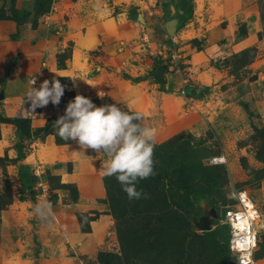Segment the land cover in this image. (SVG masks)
Segmentation results:
<instances>
[{"label":"rangeland","instance_id":"374dc122","mask_svg":"<svg viewBox=\"0 0 264 264\" xmlns=\"http://www.w3.org/2000/svg\"><path fill=\"white\" fill-rule=\"evenodd\" d=\"M175 2L0 0V264L49 263L32 212L45 200L51 219L62 206V223L82 232L99 220L81 264H234L224 222L232 192L250 193L264 213V0H193L191 18L168 33ZM159 61L172 69L164 90L151 76ZM53 77L65 86L59 105L26 112L30 81ZM77 94L142 112L155 129L156 174L137 184L148 198L130 201L100 174L101 155L55 134ZM77 164L82 180H68ZM183 179L198 184L206 210L178 188ZM210 207L217 215L203 230ZM255 257L264 264V233Z\"/></svg>","mask_w":264,"mask_h":264},{"label":"clouds","instance_id":"9594fccd","mask_svg":"<svg viewBox=\"0 0 264 264\" xmlns=\"http://www.w3.org/2000/svg\"><path fill=\"white\" fill-rule=\"evenodd\" d=\"M77 79H71L74 87ZM35 85L33 78L23 96L22 104L29 105L26 112L35 113L37 108L49 103L59 105L65 86L58 79H45L38 87ZM97 95L104 97L102 92ZM142 119V112H126L116 103L96 106L90 98L77 94L67 103L64 114L53 122V127L60 139L74 142L84 155L88 150L101 155V174L114 176L131 201L148 198L147 193L137 189V184L156 174L153 159L155 129L142 126ZM88 157L94 160L93 156ZM32 212L41 222H48L53 216L52 205L47 200L36 202Z\"/></svg>","mask_w":264,"mask_h":264},{"label":"crops","instance_id":"0c3cea01","mask_svg":"<svg viewBox=\"0 0 264 264\" xmlns=\"http://www.w3.org/2000/svg\"><path fill=\"white\" fill-rule=\"evenodd\" d=\"M125 74L127 73H124L123 76ZM101 168L102 165L100 166ZM60 170H62L61 167ZM80 173V166L77 164L74 171L69 173L70 177L68 180L79 182L81 179ZM60 175L62 180V174ZM60 209L61 211H57L54 214V219L38 224L37 238L41 242V248L44 254L49 255L51 253L50 255H52V258L47 259L49 261L48 264H51L53 260L55 262L62 261V264H81L82 261L79 256L91 254L99 243L98 239L101 233V229L100 232L97 229L99 220L92 221L90 231L82 232L75 222L73 225L67 222L62 223V206ZM80 210L83 212L88 209ZM93 223L95 226H93ZM11 236L14 237V235ZM69 245L72 246L73 250H71ZM61 254L63 255L62 258H60Z\"/></svg>","mask_w":264,"mask_h":264},{"label":"built area","instance_id":"2783aa9c","mask_svg":"<svg viewBox=\"0 0 264 264\" xmlns=\"http://www.w3.org/2000/svg\"><path fill=\"white\" fill-rule=\"evenodd\" d=\"M241 193V190L233 191L232 196L237 206L225 211L224 222L229 226L228 245L233 253L234 264H258L255 255L259 238L264 233V213L250 193L248 197H243ZM246 199L252 202L250 210L246 207ZM235 219L240 222V226L234 225Z\"/></svg>","mask_w":264,"mask_h":264},{"label":"trees","instance_id":"16d2710c","mask_svg":"<svg viewBox=\"0 0 264 264\" xmlns=\"http://www.w3.org/2000/svg\"><path fill=\"white\" fill-rule=\"evenodd\" d=\"M176 8H177V14H175V18L177 19V25H180L181 23L185 22L187 19L191 18L192 12H193V0H175ZM171 67L169 64H164L161 61L157 62L155 66L151 70V76L156 84H158L159 88L161 90L165 89V86L167 85V74L171 72ZM8 75V71L6 70L4 74L1 76L0 80L2 83L5 82L6 77ZM128 79H132L134 81H140L142 80V76L137 77H131L128 74L124 75ZM206 88V87H205ZM198 90L197 93H194L195 96H201L202 93H199ZM24 176H29L28 173H23ZM187 183L185 179L182 180V182L178 185L179 189L185 190L186 194H190L193 196L194 199H196L199 203L200 209L206 210L207 205L205 203V199L203 197H199L197 190H198V184H195L190 189H187ZM225 226L227 227V234H226V245L229 249L228 245V237H229V226L225 223ZM210 232V231H206ZM230 250V249H229Z\"/></svg>","mask_w":264,"mask_h":264},{"label":"water","instance_id":"95a60500","mask_svg":"<svg viewBox=\"0 0 264 264\" xmlns=\"http://www.w3.org/2000/svg\"><path fill=\"white\" fill-rule=\"evenodd\" d=\"M177 26V19H172L169 21L168 24V33H171L172 30H174V28H176ZM4 97L3 93H0V99H2ZM217 215L216 212V208L214 207H210L208 213L203 214L200 217V222H199V226L203 229V230H209L210 229V217L213 216L215 217Z\"/></svg>","mask_w":264,"mask_h":264},{"label":"bare ground","instance_id":"6f19581e","mask_svg":"<svg viewBox=\"0 0 264 264\" xmlns=\"http://www.w3.org/2000/svg\"><path fill=\"white\" fill-rule=\"evenodd\" d=\"M217 158V157H216ZM217 159H219V161H223L224 160V157H220V158H217ZM217 162V161H216ZM242 193H241V195L243 196V197H248V195H247V193L243 190V191H241ZM233 193V192H232ZM237 206V205H236ZM233 207V206H232ZM246 207H247V209L248 210H250L251 208H252V202L249 200V199H246ZM234 225L236 226V227H238V226H240V222H238L236 219H235V222H234ZM238 245L240 246V244L238 243Z\"/></svg>","mask_w":264,"mask_h":264}]
</instances>
